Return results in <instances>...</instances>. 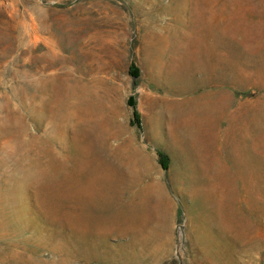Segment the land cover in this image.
Masks as SVG:
<instances>
[{"label":"rangeland","instance_id":"obj_1","mask_svg":"<svg viewBox=\"0 0 264 264\" xmlns=\"http://www.w3.org/2000/svg\"><path fill=\"white\" fill-rule=\"evenodd\" d=\"M0 264H264V0H0Z\"/></svg>","mask_w":264,"mask_h":264},{"label":"trees","instance_id":"obj_2","mask_svg":"<svg viewBox=\"0 0 264 264\" xmlns=\"http://www.w3.org/2000/svg\"><path fill=\"white\" fill-rule=\"evenodd\" d=\"M162 158H164L163 160H164V164H165V156H164V155H162Z\"/></svg>","mask_w":264,"mask_h":264}]
</instances>
